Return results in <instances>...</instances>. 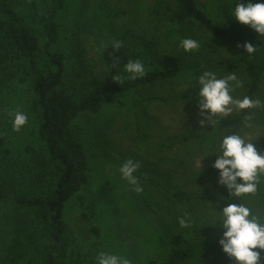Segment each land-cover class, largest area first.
<instances>
[{
	"label": "trees",
	"instance_id": "trees-1",
	"mask_svg": "<svg viewBox=\"0 0 264 264\" xmlns=\"http://www.w3.org/2000/svg\"><path fill=\"white\" fill-rule=\"evenodd\" d=\"M68 6L69 0H0V264H95L100 251L123 256L129 264L232 260L221 251L220 237L210 236L212 227L196 219L202 195L185 188L172 170L139 166L140 193L121 177L108 178L106 137L117 116L135 117L136 109L146 113L156 101L148 93L159 85L184 79L194 98L196 77L204 71L219 76L235 67L243 86L232 94L257 99L264 82V36L233 21L235 0H160L151 11L158 32L130 40V31L113 27L124 12H111L107 0H98L106 71L103 81L89 82L61 41L69 26ZM184 38L200 47L184 52L179 47ZM245 42L258 47L253 55L244 52ZM129 60L144 64L143 77L125 79ZM252 111L240 112L241 124ZM16 112L28 117L18 132L12 127ZM208 173L218 177L215 169ZM96 182L90 212L82 215L95 219L91 234L107 244L83 252L75 247L67 212L73 200L86 205L80 194ZM165 202L179 209L170 211ZM256 202L264 208L263 195ZM185 210L190 228L178 223ZM117 233L123 240L111 243ZM130 253L140 256L138 262L128 259Z\"/></svg>",
	"mask_w": 264,
	"mask_h": 264
},
{
	"label": "rangeland",
	"instance_id": "rangeland-1",
	"mask_svg": "<svg viewBox=\"0 0 264 264\" xmlns=\"http://www.w3.org/2000/svg\"><path fill=\"white\" fill-rule=\"evenodd\" d=\"M97 2L98 0H69L68 9L64 13L65 23H69V26L64 27L61 37L64 48H71L73 51L70 58H72V63L75 62L76 70L83 79L89 82L103 81L106 71L99 50L103 31L100 26L101 22H98ZM158 2L160 0H107V6L111 12H124L113 21L114 30L116 32L130 31L132 33L129 36L130 40L132 36L135 39H142L148 36L147 33L158 32V29L154 28V17L151 14ZM225 57L228 59L227 56ZM230 62L228 61L226 67ZM227 69L229 71L219 75L218 78L231 72L235 74L237 72L235 67ZM190 88L191 84L184 79L159 85L148 93L149 96L155 97L156 101L147 106L146 113L136 109L133 114L135 117L119 115L114 118L106 137L110 145L111 161L105 167L104 172L111 180H117L120 177V166L128 159L138 162L139 166L144 168L172 170L185 188L202 195L203 204L198 210L199 217L196 216V219L202 225L206 223L211 226L209 217L212 204L217 202V194L227 196V191L225 192L223 186L216 184L218 177L208 173L209 169H214L212 163L216 159L215 154H212L214 138L219 137L222 132H237L246 141L254 140L252 143L258 152L264 154V82L257 97L262 104L253 109L247 119V126L245 123L241 124L240 111L234 109L231 116L219 119V127L214 131L210 126L201 128L199 125L197 101L195 97H189ZM139 127H141L140 133L144 134V138L136 132ZM206 138L209 139L206 140ZM205 154L209 156L202 159ZM99 184L100 182H96L81 192L80 195L86 200L84 207L76 200H73L68 207L67 220L74 244L83 252L90 251L95 243L99 246H102V243L107 244L105 243L106 238L98 239L91 234L95 219L91 217L90 220H86L82 215L83 211L87 212V207L93 200L94 192ZM258 188L257 194H248L241 202L248 204L253 212L262 214L264 208L257 204L256 200L258 196H264V182L260 183ZM228 202L237 203L234 199ZM165 206L170 211L179 209L167 202ZM223 206L221 202L220 207ZM89 212L90 210L87 213ZM97 214L98 211L95 213L96 219ZM211 227L210 236L219 238L221 236L219 226ZM117 234L110 238L111 243L114 240H123V236ZM139 257L131 253L128 255V259L135 262H138ZM263 259L264 251L260 255V260ZM200 264H235V261L225 260Z\"/></svg>",
	"mask_w": 264,
	"mask_h": 264
},
{
	"label": "clouds",
	"instance_id": "clouds-1",
	"mask_svg": "<svg viewBox=\"0 0 264 264\" xmlns=\"http://www.w3.org/2000/svg\"><path fill=\"white\" fill-rule=\"evenodd\" d=\"M230 16L234 22L248 26L258 38L264 36V0H257L256 3L252 0H235ZM114 47L119 48L120 43L116 42ZM179 47L187 53L198 49L200 43L192 38H184ZM243 47L249 56L258 49L248 42ZM124 72L128 74L125 79L136 80L145 75V66L140 60H129L124 65ZM196 82L198 90H195V99L201 128L210 126L214 131L219 127V119L231 116L234 109L243 112L262 104L259 99L248 95L236 97L232 94L235 89L243 86L234 72L218 78L215 72L204 71L196 77ZM27 120L24 113L16 112L12 121L13 131H20ZM244 123L247 126V121ZM214 140L212 154H215L216 159L212 167L218 171L216 184L227 191V196L217 194V202L212 204L209 217L211 226L218 225L221 230L217 243L221 251L234 260L235 264H260V255L264 251V215L253 212L241 200L246 195L255 193L264 180V154L258 152L252 143L254 140L246 141L237 132H222ZM208 156L205 154L202 159ZM138 168V162L128 159L120 166L119 172L121 179L132 185L135 192L140 193L143 188L135 175ZM230 199L237 203H229ZM221 202L224 204L222 208ZM178 223L182 228H190L193 221L186 212L178 217ZM95 264H129V261L123 256L100 251L95 258Z\"/></svg>",
	"mask_w": 264,
	"mask_h": 264
}]
</instances>
